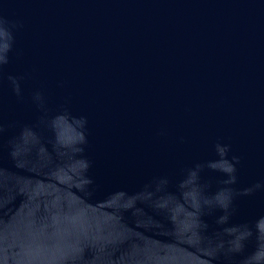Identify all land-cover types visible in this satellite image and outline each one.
Wrapping results in <instances>:
<instances>
[{
  "label": "water",
  "instance_id": "water-1",
  "mask_svg": "<svg viewBox=\"0 0 264 264\" xmlns=\"http://www.w3.org/2000/svg\"><path fill=\"white\" fill-rule=\"evenodd\" d=\"M0 264H264V0H0Z\"/></svg>",
  "mask_w": 264,
  "mask_h": 264
}]
</instances>
